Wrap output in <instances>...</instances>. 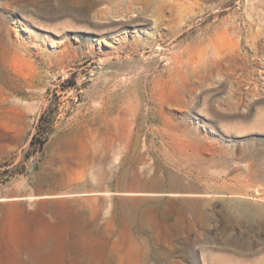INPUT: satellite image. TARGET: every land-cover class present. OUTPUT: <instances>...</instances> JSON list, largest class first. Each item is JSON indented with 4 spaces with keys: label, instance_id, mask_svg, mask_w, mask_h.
<instances>
[{
    "label": "rangeland",
    "instance_id": "rangeland-1",
    "mask_svg": "<svg viewBox=\"0 0 264 264\" xmlns=\"http://www.w3.org/2000/svg\"><path fill=\"white\" fill-rule=\"evenodd\" d=\"M107 1L0 0V264H264V0Z\"/></svg>",
    "mask_w": 264,
    "mask_h": 264
},
{
    "label": "bare ground",
    "instance_id": "bare-ground-1",
    "mask_svg": "<svg viewBox=\"0 0 264 264\" xmlns=\"http://www.w3.org/2000/svg\"><path fill=\"white\" fill-rule=\"evenodd\" d=\"M172 1H175V0H108L107 3L105 5H103V7L96 12V14L98 16L99 15L102 16V15L114 13L118 17H121V16L123 17L125 13H129V14H131V17H133L136 12H137L136 13V16H137L138 12L140 13L141 10L146 9L149 11L151 10L150 16L154 19V23H155L156 20L159 19V17L163 13L162 9L164 11V8H165L164 6H166V4H168ZM143 17H145V16H143ZM155 18H157V19H155ZM122 19H124V17ZM109 37L115 38V36H112V35ZM107 192H109V191H107ZM138 193L144 194V195L163 194V193H157V192H138ZM26 198H33V197H26ZM3 199H11V198H0V200H3Z\"/></svg>",
    "mask_w": 264,
    "mask_h": 264
},
{
    "label": "trees",
    "instance_id": "trees-1",
    "mask_svg": "<svg viewBox=\"0 0 264 264\" xmlns=\"http://www.w3.org/2000/svg\"><path fill=\"white\" fill-rule=\"evenodd\" d=\"M44 141V140H43ZM43 141H40V146H39V148H41V144L43 143Z\"/></svg>",
    "mask_w": 264,
    "mask_h": 264
}]
</instances>
